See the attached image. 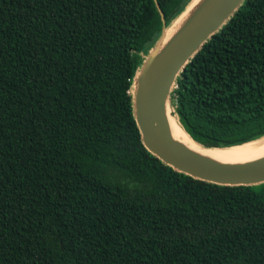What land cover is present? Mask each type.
<instances>
[{
  "label": "trees",
  "instance_id": "16d2710c",
  "mask_svg": "<svg viewBox=\"0 0 264 264\" xmlns=\"http://www.w3.org/2000/svg\"><path fill=\"white\" fill-rule=\"evenodd\" d=\"M192 0H0V264H264V182L208 183L147 152L131 85ZM202 148L264 136V0L175 77Z\"/></svg>",
  "mask_w": 264,
  "mask_h": 264
},
{
  "label": "water",
  "instance_id": "95a60500",
  "mask_svg": "<svg viewBox=\"0 0 264 264\" xmlns=\"http://www.w3.org/2000/svg\"><path fill=\"white\" fill-rule=\"evenodd\" d=\"M241 2L208 0L179 33L157 52L159 39L136 72L130 91L132 115L143 148L173 170L216 185L263 183L264 158L243 164H216L172 140L168 135L166 111L168 109L169 115L170 110L167 99L175 77L188 59L224 24Z\"/></svg>",
  "mask_w": 264,
  "mask_h": 264
},
{
  "label": "bare ground",
  "instance_id": "6f19581e",
  "mask_svg": "<svg viewBox=\"0 0 264 264\" xmlns=\"http://www.w3.org/2000/svg\"><path fill=\"white\" fill-rule=\"evenodd\" d=\"M208 0H192L186 8L163 30L156 51H161L179 31L201 10ZM168 135L172 140L187 146L190 150L206 157L216 164H243L264 158V136L229 148H202L196 145L180 128L173 116L168 115Z\"/></svg>",
  "mask_w": 264,
  "mask_h": 264
},
{
  "label": "rangeland",
  "instance_id": "374dc122",
  "mask_svg": "<svg viewBox=\"0 0 264 264\" xmlns=\"http://www.w3.org/2000/svg\"><path fill=\"white\" fill-rule=\"evenodd\" d=\"M173 88H174V86L172 85V86L170 87V90L173 89ZM131 98H132V97H131ZM200 147H201V146H200Z\"/></svg>",
  "mask_w": 264,
  "mask_h": 264
}]
</instances>
